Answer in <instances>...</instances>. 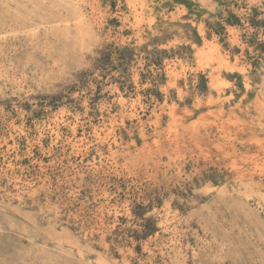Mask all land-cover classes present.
Masks as SVG:
<instances>
[{
	"label": "rangeland",
	"instance_id": "rangeland-1",
	"mask_svg": "<svg viewBox=\"0 0 264 264\" xmlns=\"http://www.w3.org/2000/svg\"><path fill=\"white\" fill-rule=\"evenodd\" d=\"M252 20L264 0H0V264H264Z\"/></svg>",
	"mask_w": 264,
	"mask_h": 264
},
{
	"label": "trees",
	"instance_id": "trees-1",
	"mask_svg": "<svg viewBox=\"0 0 264 264\" xmlns=\"http://www.w3.org/2000/svg\"><path fill=\"white\" fill-rule=\"evenodd\" d=\"M252 24L257 29L260 28V27H263L264 28V22H258L257 20H252ZM221 30L224 31L223 28H221ZM112 55L113 54H111L110 56H112ZM110 59H111V57H110ZM110 59H108V60H110ZM118 60L120 61V64L121 65H124L125 62H126V58L124 56H121V58H119ZM104 65H105V67L108 66V64H104Z\"/></svg>",
	"mask_w": 264,
	"mask_h": 264
}]
</instances>
